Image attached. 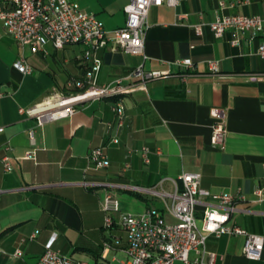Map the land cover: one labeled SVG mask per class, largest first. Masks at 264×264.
Returning <instances> with one entry per match:
<instances>
[{"label": "crops", "instance_id": "crops-1", "mask_svg": "<svg viewBox=\"0 0 264 264\" xmlns=\"http://www.w3.org/2000/svg\"><path fill=\"white\" fill-rule=\"evenodd\" d=\"M73 1L111 30L124 25L123 8L130 0ZM237 1L151 5L145 57L110 46L97 51L101 64L96 82L123 78L128 86L121 95L125 122L117 143L110 142L106 128L114 120L109 98L87 100L70 117L41 126L19 111L54 90L67 91L66 81L83 76L88 64L81 60L80 43L71 44V50L81 46L73 58L59 57L67 45L57 49L48 43L36 52L21 48L0 20V264H35L50 241L52 249L88 264L84 255L92 257L93 264H121L125 233L116 224L104 226L101 201L110 189L106 183L140 187L113 188L123 211L139 213L148 207L163 209V204L152 202L161 199L146 189L165 179L161 187L172 191L173 183L166 178L176 179L182 171L199 173L201 186L212 193L239 189L244 198L235 203V224L264 233V204H250L254 189L264 186V57L257 52L264 30L250 37L227 29L215 37L209 27L225 14L264 17V0ZM234 38L236 45L231 44ZM20 56L31 66L29 73L13 66ZM182 58H190L193 67L178 65ZM208 60L217 61V72L209 71ZM138 66L166 74L141 86L126 77ZM212 107L224 112L223 148L211 143ZM30 128L35 130L36 156L24 159L32 147ZM97 146L108 156L107 167L95 168L89 161L90 149ZM143 146L149 148L147 163L139 152ZM4 155L10 157L9 172L3 169ZM32 232L36 235L29 239ZM243 243V235L209 234L205 249L217 254L215 264H264V251L259 259H248L242 254ZM16 250L21 254L15 255ZM197 254L191 251L189 258Z\"/></svg>", "mask_w": 264, "mask_h": 264}, {"label": "built area", "instance_id": "built-area-1", "mask_svg": "<svg viewBox=\"0 0 264 264\" xmlns=\"http://www.w3.org/2000/svg\"><path fill=\"white\" fill-rule=\"evenodd\" d=\"M177 1L130 0L123 8L126 15L124 25L106 30L100 19L93 13L82 10L73 0H0V20L21 48L28 47L36 52L43 50L48 43L57 49L80 43L84 46L81 60L88 64L83 76L66 81L69 93L54 90L41 101L20 107L19 111L35 117L36 124L41 126L47 121L70 117L82 101L109 98L112 100L114 120L107 123L106 128L110 142L117 143L118 131L125 122V107L121 95L128 92V86L123 83V78L106 84L96 82L101 64L97 51L110 46L112 50L119 49L145 57L144 41L148 29L149 7L163 3L175 5ZM237 2L246 3L248 0ZM209 27L215 37L222 36L227 29L255 37L264 30V17L258 14H225L211 21ZM195 29L199 33L200 25H196ZM237 43V38L231 40L232 45ZM257 52L264 57V41L258 45ZM176 63L186 69L193 67L190 58L178 59ZM207 64L210 72L218 71L216 60H208ZM13 66L22 73L31 71V66L23 56ZM164 74L166 73L162 71H147L138 66L126 77L135 78L139 85L144 86L147 81ZM2 95L0 91V96ZM210 113L214 119L211 125V143L223 148L224 112L219 107H212ZM34 134L33 128L27 130L32 147L21 158H35ZM139 152L143 161L149 162V148L143 146ZM88 157L95 168L109 165L108 156L100 146L90 149ZM1 161L4 171H11L10 157L4 155ZM128 165L125 163L124 167ZM164 180H160L155 187L146 189L161 199L163 209L148 207L139 213L123 211L119 196L113 188L140 190V187L106 183L110 189L105 192L101 201V209L105 212L104 226L109 228L116 224L125 233L126 242L122 248L125 258L121 264H174L175 261L185 264H215L217 254L205 249V239L209 234L243 235L242 254L252 260L261 257L264 251V233H250L234 222V216L239 211L235 203L244 198L239 189L235 193H212L201 186L200 174L190 171H182L176 179L166 178L173 183L172 191H165L161 187ZM253 194L250 204H264V186L256 187ZM245 210H250V207ZM35 235L36 232H32L28 238L33 239ZM50 244L51 241L35 264H88L83 259L52 249ZM104 245L107 246V243ZM191 251L198 253L192 260L189 258ZM20 254V250L15 251V255Z\"/></svg>", "mask_w": 264, "mask_h": 264}, {"label": "rangeland", "instance_id": "rangeland-1", "mask_svg": "<svg viewBox=\"0 0 264 264\" xmlns=\"http://www.w3.org/2000/svg\"><path fill=\"white\" fill-rule=\"evenodd\" d=\"M71 46H72V45H67V46H65L66 49H65L64 51L58 53L60 59H61V57H62L63 55H64L66 58H70V57L73 58V57L75 56V54L80 53L81 46H80V47H78V46L74 47V50H71V49H70ZM63 92H65V93H69V90H67V91H63ZM152 202H153L154 205H159V206H160V205L162 204L161 201H159V200H153ZM84 256H85V258L87 259V261L89 262V264H93V259H92V257L87 256V255H84Z\"/></svg>", "mask_w": 264, "mask_h": 264}, {"label": "water", "instance_id": "water-1", "mask_svg": "<svg viewBox=\"0 0 264 264\" xmlns=\"http://www.w3.org/2000/svg\"><path fill=\"white\" fill-rule=\"evenodd\" d=\"M84 101H82V103H83Z\"/></svg>", "mask_w": 264, "mask_h": 264}]
</instances>
